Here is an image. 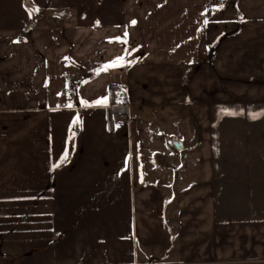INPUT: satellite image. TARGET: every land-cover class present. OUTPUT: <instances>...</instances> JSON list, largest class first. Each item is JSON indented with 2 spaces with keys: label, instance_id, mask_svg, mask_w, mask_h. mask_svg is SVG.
I'll list each match as a JSON object with an SVG mask.
<instances>
[{
  "label": "crops",
  "instance_id": "crops-1",
  "mask_svg": "<svg viewBox=\"0 0 264 264\" xmlns=\"http://www.w3.org/2000/svg\"><path fill=\"white\" fill-rule=\"evenodd\" d=\"M0 264H264V0H0Z\"/></svg>",
  "mask_w": 264,
  "mask_h": 264
},
{
  "label": "rangeland",
  "instance_id": "rangeland-1",
  "mask_svg": "<svg viewBox=\"0 0 264 264\" xmlns=\"http://www.w3.org/2000/svg\"><path fill=\"white\" fill-rule=\"evenodd\" d=\"M192 123L194 124L195 116L192 114L191 116ZM196 132H193V143L189 145V149L184 151L182 154L179 155V164H176L171 171L170 175H165L166 181L164 184H160L165 186L166 191L175 195L174 200L177 201L178 198L185 192L186 188H189L195 181L199 179L198 174V164L197 163V139H196ZM183 137V135H180ZM184 139V138H183ZM168 178V179H167ZM170 179V180H169Z\"/></svg>",
  "mask_w": 264,
  "mask_h": 264
},
{
  "label": "trees",
  "instance_id": "trees-1",
  "mask_svg": "<svg viewBox=\"0 0 264 264\" xmlns=\"http://www.w3.org/2000/svg\"><path fill=\"white\" fill-rule=\"evenodd\" d=\"M141 58V55H139L138 57L132 59L131 61H129L128 63H121L122 66H116V67H109L106 71H103L102 69L99 71V73H113V74H117L119 75L120 73H123L127 70H129V68H127V66L134 62L133 64L135 65V63ZM133 65V66H134ZM122 87H119L117 85H111L109 88L110 91V103H112L111 108L108 111V114L110 116V122H111V118L112 115L114 114H118V113H122L124 110L120 109L119 106V100H120V96L122 93H125L127 95V92L124 90H121Z\"/></svg>",
  "mask_w": 264,
  "mask_h": 264
},
{
  "label": "built area",
  "instance_id": "built-area-1",
  "mask_svg": "<svg viewBox=\"0 0 264 264\" xmlns=\"http://www.w3.org/2000/svg\"><path fill=\"white\" fill-rule=\"evenodd\" d=\"M118 107L124 111L122 113L112 115L111 124L113 129H119L122 128V126L131 123L129 103L127 102V95L125 93L121 94Z\"/></svg>",
  "mask_w": 264,
  "mask_h": 264
},
{
  "label": "snow or ice",
  "instance_id": "snow-or-ice-1",
  "mask_svg": "<svg viewBox=\"0 0 264 264\" xmlns=\"http://www.w3.org/2000/svg\"><path fill=\"white\" fill-rule=\"evenodd\" d=\"M133 24L135 23V21H133L132 22ZM208 23V21L206 20L205 21V24H207ZM127 33H125V37H127ZM118 40L120 39V38H117ZM122 43H127V40L126 39H124V40H122L121 41ZM126 52H127V49H126ZM130 54V53H129ZM123 60H124V57L123 56H120V57H117L114 61H112L109 65H105L104 66V68L102 69L103 71H106L109 67H116V66H122L121 65V62H123ZM82 103H87L86 101H82ZM96 103L97 104H99V103H106V99H104V100H98V101H96ZM68 107H71L72 105H67ZM75 123V122H74ZM73 136L75 135V133L73 132V134H72ZM68 155H69V153L66 151L64 154H63V156L60 158V161L58 162V163H53L52 164V169L54 170L55 168H58L59 166H60V164L61 163H63L66 159H67V157H68Z\"/></svg>",
  "mask_w": 264,
  "mask_h": 264
},
{
  "label": "water",
  "instance_id": "water-1",
  "mask_svg": "<svg viewBox=\"0 0 264 264\" xmlns=\"http://www.w3.org/2000/svg\"><path fill=\"white\" fill-rule=\"evenodd\" d=\"M134 62H132V63H130L128 66H127V68H129V69H131L132 67H133V64ZM179 150L181 149V148H178Z\"/></svg>",
  "mask_w": 264,
  "mask_h": 264
}]
</instances>
